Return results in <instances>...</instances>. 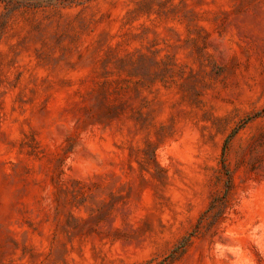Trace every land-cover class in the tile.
<instances>
[{
    "label": "rangeland",
    "instance_id": "obj_1",
    "mask_svg": "<svg viewBox=\"0 0 264 264\" xmlns=\"http://www.w3.org/2000/svg\"><path fill=\"white\" fill-rule=\"evenodd\" d=\"M0 264H264V0H0Z\"/></svg>",
    "mask_w": 264,
    "mask_h": 264
}]
</instances>
